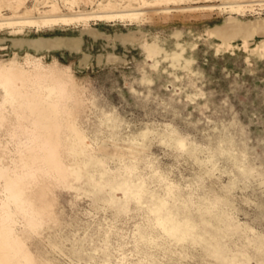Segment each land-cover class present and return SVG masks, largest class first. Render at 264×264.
Here are the masks:
<instances>
[{"label": "rangeland", "instance_id": "374dc122", "mask_svg": "<svg viewBox=\"0 0 264 264\" xmlns=\"http://www.w3.org/2000/svg\"><path fill=\"white\" fill-rule=\"evenodd\" d=\"M0 20V264H264L262 38L211 33L264 0H0ZM54 38L82 43H15Z\"/></svg>", "mask_w": 264, "mask_h": 264}, {"label": "bare ground", "instance_id": "6f19581e", "mask_svg": "<svg viewBox=\"0 0 264 264\" xmlns=\"http://www.w3.org/2000/svg\"><path fill=\"white\" fill-rule=\"evenodd\" d=\"M132 16H135V14H125V15L121 14L122 18L124 17L128 18ZM40 18H42L45 23H52V24L57 22L67 23L68 21L71 20L70 18H64L56 14L43 15ZM34 19L35 18H33L32 16H27V17L24 16L17 18L18 21L15 22L12 21V23L19 22V23L36 24L37 21L36 19L35 20ZM5 20L9 22L5 24H11L10 22L11 20L10 21L8 19ZM211 33L221 41L220 47H223L225 49L231 48L232 47L231 41L236 39H240L243 48L247 49L249 47V44L253 41V38L255 36H260L262 40L258 42L255 41L256 43L254 44V47L250 49V53L258 56L259 59L260 57L261 58L264 57V21L262 20H258L255 22H240L237 20H231L228 23L213 29ZM15 43L17 46L26 45L29 48L35 50L36 52H40L43 50L48 51V50H61V49L68 50L70 52L73 51L77 52L80 49L82 41L80 38H54V39H33L29 41L18 40Z\"/></svg>", "mask_w": 264, "mask_h": 264}, {"label": "crops", "instance_id": "0c3cea01", "mask_svg": "<svg viewBox=\"0 0 264 264\" xmlns=\"http://www.w3.org/2000/svg\"><path fill=\"white\" fill-rule=\"evenodd\" d=\"M211 32V31H210ZM213 35V34H212ZM214 36V35H213Z\"/></svg>", "mask_w": 264, "mask_h": 264}]
</instances>
